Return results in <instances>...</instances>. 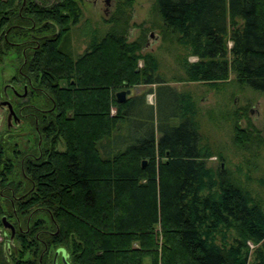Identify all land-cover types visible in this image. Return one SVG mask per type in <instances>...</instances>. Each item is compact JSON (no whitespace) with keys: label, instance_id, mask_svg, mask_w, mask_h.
Wrapping results in <instances>:
<instances>
[{"label":"trees","instance_id":"1","mask_svg":"<svg viewBox=\"0 0 264 264\" xmlns=\"http://www.w3.org/2000/svg\"><path fill=\"white\" fill-rule=\"evenodd\" d=\"M80 2L0 0V58L16 57L21 86L8 104L32 140L23 151L13 142L10 155L0 146V228L11 250L0 262L51 264L50 250L63 249L64 264H264L262 199L206 166L195 103L141 52L145 29L128 41L131 0L73 56ZM153 9L183 72L172 81L214 87L231 73L264 97V0H153ZM138 86L146 90L116 101ZM246 127L232 125L233 144L263 145Z\"/></svg>","mask_w":264,"mask_h":264},{"label":"rangeland","instance_id":"2","mask_svg":"<svg viewBox=\"0 0 264 264\" xmlns=\"http://www.w3.org/2000/svg\"><path fill=\"white\" fill-rule=\"evenodd\" d=\"M81 15L75 25L70 26L68 34V46L73 56L80 55L85 51L91 38L99 39L112 27L110 22H105L114 12L116 5L122 0H80ZM126 32L128 41L135 39L140 29H145V38L142 53L151 54L159 62L158 71L177 92L189 94L195 103L198 113L196 114L197 126L201 140L206 143L211 155L205 159L206 166L215 169L220 168L241 185L250 188L253 194L262 199L264 204V144H248V148H240L233 144L232 125L244 131L250 124L256 131V138L264 140V97L252 92L247 88L235 84L234 77L230 73L224 83L211 87L202 83H178L172 80L183 77L181 68L174 60L175 47L171 45L172 37L161 35V21L154 13L153 0H131L126 7ZM151 35L150 37L148 35ZM165 37V38H164ZM171 42V43H170ZM230 44H227L229 48ZM188 61H195L188 58ZM140 66V62H138ZM17 59L12 52L0 58V146L6 148L10 155V146L13 142L15 148L24 150L26 143L32 140L26 136L28 129L24 123L20 127L9 121L7 127V109L4 102L18 103L11 93L14 90L20 94L21 86L16 79ZM146 90V87L138 86L129 89L130 97L136 93ZM148 104L153 103L152 95L145 98ZM21 101V100H20ZM40 106H43L39 103ZM22 128V129H20ZM20 131V132H19ZM25 135V136H23ZM23 136V137H22ZM26 139V141H25ZM248 149V150H246ZM221 158V159H220ZM248 177V178H246ZM16 179V178H15ZM6 234V237L4 236ZM229 235V232H227ZM7 230L0 228V251L8 259L10 245L7 242ZM15 245V244H14ZM18 247V243L16 242ZM250 248H254L251 244ZM7 250L9 252H7ZM61 250V257L65 260V251ZM29 252V251H28ZM53 249L50 250L52 256ZM25 253V257L30 256ZM50 254L48 259H51ZM252 257H249V262ZM0 264H2L0 262ZM11 264V263H10ZM58 264H61L60 261ZM142 264H149L148 258H144Z\"/></svg>","mask_w":264,"mask_h":264},{"label":"water","instance_id":"3","mask_svg":"<svg viewBox=\"0 0 264 264\" xmlns=\"http://www.w3.org/2000/svg\"><path fill=\"white\" fill-rule=\"evenodd\" d=\"M106 2H107V0H104L105 4H106ZM148 36L150 37L151 35L149 34ZM128 94H129V90H120V91L116 92L114 96H115L117 102H123ZM3 104L6 106V109H7V112H8L7 120H6L7 124H8L10 118L15 119V116H14L12 110H11L10 105L7 102H5ZM142 164H144V161H142ZM1 222H2V226L4 228L9 229V232H10V236L9 237L11 238L12 235H13V227H12V225L8 221H6L4 219V217L1 218Z\"/></svg>","mask_w":264,"mask_h":264},{"label":"flooded vegetation","instance_id":"4","mask_svg":"<svg viewBox=\"0 0 264 264\" xmlns=\"http://www.w3.org/2000/svg\"><path fill=\"white\" fill-rule=\"evenodd\" d=\"M22 4H23V2H22ZM18 14H20V9H19V11H18ZM3 32H4V30H2L1 32H0V39L1 38H5V34H3ZM6 33V32H5ZM30 42H33V40L32 41H30ZM28 47V46H27ZM31 47V46H30ZM24 51V50H23ZM23 51L21 52L22 54H23ZM11 93L13 94V96L14 95H16V93L15 92H12L11 91ZM5 103V102H4ZM4 105V104H3ZM5 106V105H4ZM6 107V106H5ZM10 120H14L13 118H10ZM9 120V121H10ZM9 124H7V127H9L8 126ZM61 250L60 249H55V250H53V252H52V256H51V259H50V262H51V264H58V262L60 261V263L61 264H64V261H63V258L61 257Z\"/></svg>","mask_w":264,"mask_h":264}]
</instances>
